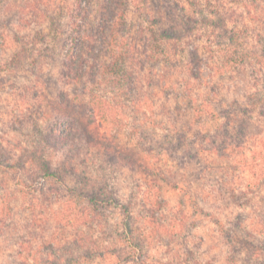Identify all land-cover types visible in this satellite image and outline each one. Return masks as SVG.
Returning a JSON list of instances; mask_svg holds the SVG:
<instances>
[{
    "label": "rangeland",
    "instance_id": "374dc122",
    "mask_svg": "<svg viewBox=\"0 0 264 264\" xmlns=\"http://www.w3.org/2000/svg\"><path fill=\"white\" fill-rule=\"evenodd\" d=\"M90 1L93 88L88 0H0V264H264V0Z\"/></svg>",
    "mask_w": 264,
    "mask_h": 264
},
{
    "label": "trees",
    "instance_id": "16d2710c",
    "mask_svg": "<svg viewBox=\"0 0 264 264\" xmlns=\"http://www.w3.org/2000/svg\"><path fill=\"white\" fill-rule=\"evenodd\" d=\"M93 4L90 0H88L87 4H79L78 6V12L76 14H74V19L72 20V25H73V34H72V38H71V45L69 46L68 50H67V54L66 57L68 58V62L66 63V67L68 68V72L66 73L68 78H72V79H88V84L92 86V88L95 86V84H97L95 81L96 80H91V77H93V70H92V66H93V62H90L88 59L91 58L88 54H92L93 51V45L95 43L94 40V36H93V31L94 33H100V31L94 29L93 23L92 21L94 20L93 18ZM102 11L105 9L104 7L101 8ZM99 10L94 11V15L96 16V14H98ZM106 12V11H104ZM104 12H102L103 14H105ZM101 13V14H102ZM107 13V12H106ZM100 14V15H101ZM102 14V16H103ZM104 17V16H103ZM99 28V26H98ZM101 38V41H103L105 38L103 36V34L101 33V35L99 36ZM119 43V42H118ZM117 43V44H118ZM121 50V49H120ZM84 55V56H83ZM88 55V58H86ZM113 55L116 56V58H118V61L116 62H109L104 64L106 71L108 72V79H106L107 83L110 84H114V85H120L122 84V80L126 79V81L128 80V76L129 73L127 72L128 70L126 69V66L124 64V58H125V54L124 51H119V45L114 47L113 50ZM121 63V64H120ZM122 65V66H121ZM126 69V70H124ZM73 74V76H69ZM125 81V82H126ZM86 83V85H88ZM93 97H95V93L94 92H90L89 95V100H88V104L90 107V115L89 118L87 119H83L80 118L77 122L78 126H80L83 130V132L86 134V136L89 138L90 132L87 131V128L89 127V125L91 124V120L93 121V115H94V104L97 103L98 100L93 99ZM107 102V100H105ZM106 118H104L105 121ZM84 122L85 125H83L82 123ZM131 161L134 162V158L130 157L129 158ZM140 160L137 158L136 162H138L139 164H141V162H139ZM40 162V168L43 167V170H41V175L42 176H48V175H55L54 171L50 170L49 165L47 164L46 160H39ZM99 166H101V162L99 163ZM77 196H84L86 198V200L89 202V204H101L103 202H112V200H114V198H110V196H105L106 193H100L98 190H96L95 188L92 189H87V191H79L77 193ZM84 209V208H83ZM125 210V218L129 217L130 213L129 210L126 208H124ZM84 212V211H83ZM35 216V215H34ZM37 216V215H36ZM40 218V217H39ZM72 222L73 220L70 219ZM75 221V219H74ZM132 231L130 230V233ZM19 255V252L18 254ZM29 257V255H28ZM41 257V256H40ZM38 258L39 260H41L40 262H42L43 260H47L48 258L46 257H41ZM25 262H20V264H24Z\"/></svg>",
    "mask_w": 264,
    "mask_h": 264
}]
</instances>
